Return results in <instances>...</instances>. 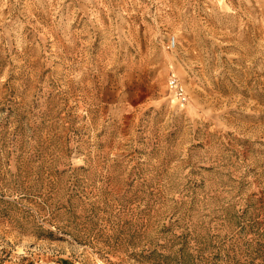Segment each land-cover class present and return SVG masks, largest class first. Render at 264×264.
<instances>
[{
    "label": "rangeland",
    "instance_id": "374dc122",
    "mask_svg": "<svg viewBox=\"0 0 264 264\" xmlns=\"http://www.w3.org/2000/svg\"><path fill=\"white\" fill-rule=\"evenodd\" d=\"M0 264H264V0H0Z\"/></svg>",
    "mask_w": 264,
    "mask_h": 264
},
{
    "label": "built area",
    "instance_id": "2783aa9c",
    "mask_svg": "<svg viewBox=\"0 0 264 264\" xmlns=\"http://www.w3.org/2000/svg\"><path fill=\"white\" fill-rule=\"evenodd\" d=\"M169 45L171 47H174L175 46V39L174 38L170 39ZM168 87L171 90L172 94L177 99H179V101L185 102V97H184V94H183V89H182V87L180 86V84L178 83V81L176 79H173V78L170 79L169 82H168Z\"/></svg>",
    "mask_w": 264,
    "mask_h": 264
}]
</instances>
